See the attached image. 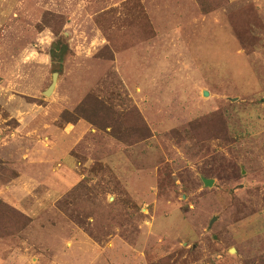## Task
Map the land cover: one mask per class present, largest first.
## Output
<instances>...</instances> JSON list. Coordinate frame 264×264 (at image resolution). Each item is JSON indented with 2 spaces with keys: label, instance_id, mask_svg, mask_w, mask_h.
<instances>
[{
  "label": "rangeland",
  "instance_id": "1",
  "mask_svg": "<svg viewBox=\"0 0 264 264\" xmlns=\"http://www.w3.org/2000/svg\"><path fill=\"white\" fill-rule=\"evenodd\" d=\"M0 264H264V0H0Z\"/></svg>",
  "mask_w": 264,
  "mask_h": 264
},
{
  "label": "water",
  "instance_id": "2",
  "mask_svg": "<svg viewBox=\"0 0 264 264\" xmlns=\"http://www.w3.org/2000/svg\"><path fill=\"white\" fill-rule=\"evenodd\" d=\"M56 78H57V74H54L53 75V82L50 85V87L47 89V91L45 92L46 95H50V93L53 91L54 86H55V82H56ZM203 95L204 96H208V93L204 92ZM205 184L208 185V186H211L212 181H205ZM231 251H233V250H231Z\"/></svg>",
  "mask_w": 264,
  "mask_h": 264
}]
</instances>
